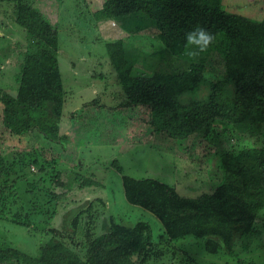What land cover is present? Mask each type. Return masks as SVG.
<instances>
[{
	"label": "trees",
	"instance_id": "obj_1",
	"mask_svg": "<svg viewBox=\"0 0 264 264\" xmlns=\"http://www.w3.org/2000/svg\"><path fill=\"white\" fill-rule=\"evenodd\" d=\"M5 1L14 4L15 22L33 46L24 57L17 95L0 87V214L17 206L15 185L29 170L28 165L17 163L29 157L41 172L54 169L59 155L66 153L63 143L68 137L60 130L66 100L59 26L36 0ZM134 14L153 22L164 54L172 56L187 50L188 33L203 28L213 36L206 49L212 50L219 40L224 43L226 73L209 80L199 64L183 73L139 74L125 39L111 40L104 31L108 56L125 94L123 107L141 108L146 119L142 126L151 125V135L164 136V142L177 143L184 152L192 148L193 160L195 153L204 156L205 166L199 167L203 161L198 157L196 172H205L202 186H211L201 195L184 197L166 183L123 176L125 198L160 221L164 235L159 244L194 239L202 242L209 255L236 256L239 240L256 236V223L264 211V148L222 150L210 145L202 154V147L216 131L252 138L264 133V18L228 12L223 0H107L97 16L106 22ZM204 85L209 87L205 99L185 102L186 97H197ZM55 145H60L59 151ZM55 180L61 186L59 173ZM79 218L73 221L72 232L51 229V238L38 256L0 246V264H135L136 257L145 264L165 256L164 252L153 254L152 227L147 222L131 227L111 217L108 232L97 235V223L90 215L83 238H77ZM20 219L17 214L15 223L32 227L31 220L21 223Z\"/></svg>",
	"mask_w": 264,
	"mask_h": 264
},
{
	"label": "rangeland",
	"instance_id": "obj_2",
	"mask_svg": "<svg viewBox=\"0 0 264 264\" xmlns=\"http://www.w3.org/2000/svg\"><path fill=\"white\" fill-rule=\"evenodd\" d=\"M36 1L59 26V63L66 100L60 130L62 135L69 136L63 143L66 153L59 155L55 170L49 167L41 172L38 165L30 163L29 157L26 162L17 163L28 165L29 170L15 185L17 198L12 199L17 206H9L0 214V246L38 256L41 246L51 238V229L72 232L73 221L80 217L77 238H83L92 215L97 235L108 232L111 217L131 227L139 222L149 223L155 246L153 254L164 252L165 256L160 260L152 258L145 264H264V211L256 223V236L240 239L236 256L223 253L213 256L204 252L201 241L194 239L159 244V237L164 235L160 221L149 211L130 204L124 194L123 176L166 183L184 197L201 195L211 186H202L205 172L203 175L196 172L198 157L203 161L199 167L205 166L204 156L195 153L193 160L192 148L184 152L177 143L164 142V136L151 135L154 131L151 125L142 126L146 122L143 110L123 107L125 94L119 72L108 56L106 36L111 40L125 39L127 52L136 60L139 74L183 73L203 64L209 80L225 77L224 43L219 40L212 50L204 51L191 45L181 56H172L164 54L157 29L142 14L103 22L98 20L97 13L107 0ZM223 4L228 12L254 20L264 18V0H223ZM14 9L12 2L0 0V87L17 95L24 57L33 42L15 22ZM189 52L195 55L189 56ZM208 93L209 87L204 85L197 97H186L185 102L200 101ZM184 145L188 146V141ZM210 145L222 150L264 148V133L252 138L216 131L204 141L202 154ZM55 148L59 151L60 145ZM57 173L61 186L55 180ZM76 175L81 179L79 182ZM89 182L92 185L86 187ZM17 214L21 223L25 218L31 220L32 227L16 224ZM134 261L141 264L143 260L136 257Z\"/></svg>",
	"mask_w": 264,
	"mask_h": 264
},
{
	"label": "clouds",
	"instance_id": "obj_3",
	"mask_svg": "<svg viewBox=\"0 0 264 264\" xmlns=\"http://www.w3.org/2000/svg\"><path fill=\"white\" fill-rule=\"evenodd\" d=\"M213 40V36L204 30L203 28H197L190 32L186 36V47L191 45H196L199 47L200 51L206 50L207 46ZM189 56H194L195 53L189 52Z\"/></svg>",
	"mask_w": 264,
	"mask_h": 264
},
{
	"label": "crops",
	"instance_id": "obj_4",
	"mask_svg": "<svg viewBox=\"0 0 264 264\" xmlns=\"http://www.w3.org/2000/svg\"><path fill=\"white\" fill-rule=\"evenodd\" d=\"M67 136H69V135H67Z\"/></svg>",
	"mask_w": 264,
	"mask_h": 264
}]
</instances>
